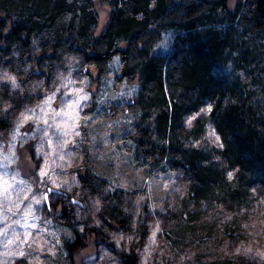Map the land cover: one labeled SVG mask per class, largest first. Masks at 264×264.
Listing matches in <instances>:
<instances>
[{
	"label": "trees",
	"instance_id": "16d2710c",
	"mask_svg": "<svg viewBox=\"0 0 264 264\" xmlns=\"http://www.w3.org/2000/svg\"><path fill=\"white\" fill-rule=\"evenodd\" d=\"M99 1L111 10L98 34L95 0H0V66L27 67L26 81L50 86L75 64L83 72L94 69L91 80L100 85L119 57L116 81L139 86L128 105L137 114L127 136L135 146L136 169L187 182L184 206L167 215L177 244L184 245L200 231L199 224L193 227L202 212L208 220L201 229L209 231L223 210L251 207L256 191L264 189V0H238L234 9L230 0ZM164 38L171 39L166 53L159 51ZM208 108V115L189 123ZM210 125L219 150L195 144ZM7 128L0 119V132ZM91 172L80 178L81 195L104 202L100 229L92 235L108 241L111 232H132L125 194L106 195L105 183ZM142 222L138 230L145 233ZM237 223L226 225L235 231ZM84 240L77 232L75 240H64L71 264L87 247ZM111 248L119 264H140L137 250Z\"/></svg>",
	"mask_w": 264,
	"mask_h": 264
},
{
	"label": "rangeland",
	"instance_id": "374dc122",
	"mask_svg": "<svg viewBox=\"0 0 264 264\" xmlns=\"http://www.w3.org/2000/svg\"><path fill=\"white\" fill-rule=\"evenodd\" d=\"M237 1L230 0L232 9ZM95 5L99 34L111 9L99 0ZM170 43L164 38L159 51L166 53ZM118 61L100 85L91 80L97 77L94 69L89 74L75 64L60 71L50 86L45 80L26 81L27 67L0 66V93L6 96L3 101L0 95V119L8 123L0 132V264H71L63 242L75 240L76 232L87 247L78 251L75 264H119L111 247L137 250L140 264H194L197 257L200 264H264V189L256 191L251 207L223 210L209 231L201 229L208 220L202 212L193 227L198 230L199 224L197 236L177 244L167 215L184 206L187 182L174 174L136 169L135 146L127 136L137 114L128 105L139 86L116 81ZM195 144L204 150L222 147L212 125ZM88 168L105 183L106 195L125 194L132 232H111L108 241L92 235L100 229L104 202L81 195L80 178ZM49 188L61 194H47ZM64 208L69 216L61 214ZM236 220L235 231L230 230L227 222ZM142 221L145 233L138 230Z\"/></svg>",
	"mask_w": 264,
	"mask_h": 264
},
{
	"label": "water",
	"instance_id": "95a60500",
	"mask_svg": "<svg viewBox=\"0 0 264 264\" xmlns=\"http://www.w3.org/2000/svg\"><path fill=\"white\" fill-rule=\"evenodd\" d=\"M49 193H58V194H61V191L56 190V189L49 188L47 194H49ZM74 202H76V200H74Z\"/></svg>",
	"mask_w": 264,
	"mask_h": 264
},
{
	"label": "bare ground",
	"instance_id": "6f19581e",
	"mask_svg": "<svg viewBox=\"0 0 264 264\" xmlns=\"http://www.w3.org/2000/svg\"><path fill=\"white\" fill-rule=\"evenodd\" d=\"M200 109V108H199ZM212 110V109H211ZM198 112V111H197ZM210 112V111H209ZM195 114V113H194ZM203 117V116H202ZM209 117V116H208ZM204 119V118H203ZM206 119V118H205ZM207 120V119H206ZM207 122V121H206ZM197 123V122H196ZM204 123V122H203ZM41 124V123H40ZM212 124V123H211ZM205 126H206V123H205ZM215 128V127H214ZM205 130V129H204ZM203 137V136H202ZM201 141V140H200ZM203 142V141H202ZM206 142V141H205ZM55 144V143H54ZM204 144V143H203ZM56 145V144H55ZM202 146V145H201ZM208 146V144H207ZM215 147V146H214ZM207 148V147H206ZM208 149V148H207ZM165 163V162H164ZM148 168V167H147ZM146 168V169H147ZM157 170V169H156ZM160 178V177H159ZM162 178V177H161ZM155 179V178H154ZM77 183V182H76Z\"/></svg>",
	"mask_w": 264,
	"mask_h": 264
}]
</instances>
